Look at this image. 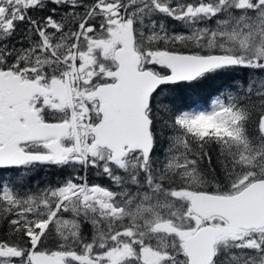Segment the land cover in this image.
<instances>
[{
	"label": "snow or ice",
	"instance_id": "6c2138e0",
	"mask_svg": "<svg viewBox=\"0 0 264 264\" xmlns=\"http://www.w3.org/2000/svg\"><path fill=\"white\" fill-rule=\"evenodd\" d=\"M0 171V264H264V0H0Z\"/></svg>",
	"mask_w": 264,
	"mask_h": 264
},
{
	"label": "trees",
	"instance_id": "16d2710c",
	"mask_svg": "<svg viewBox=\"0 0 264 264\" xmlns=\"http://www.w3.org/2000/svg\"><path fill=\"white\" fill-rule=\"evenodd\" d=\"M178 91L184 92L185 94L191 95L192 90L191 89H179ZM211 91L210 86H206L203 88L196 89V92L201 95H207L208 92ZM68 170H65V172L62 173L61 169L56 168L55 166H38L33 172L29 173L33 183L32 186L35 187L37 184L43 186V183L45 181H51L56 180L60 178L62 175L66 174ZM0 175H8L7 172L0 171ZM90 180L93 179V177L90 175ZM106 183V181H105Z\"/></svg>",
	"mask_w": 264,
	"mask_h": 264
}]
</instances>
